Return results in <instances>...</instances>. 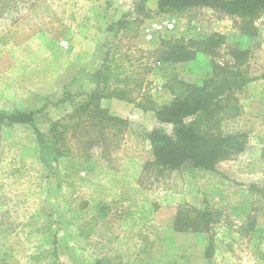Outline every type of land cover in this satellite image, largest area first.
Returning <instances> with one entry per match:
<instances>
[{
    "label": "rangeland",
    "instance_id": "rangeland-1",
    "mask_svg": "<svg viewBox=\"0 0 264 264\" xmlns=\"http://www.w3.org/2000/svg\"><path fill=\"white\" fill-rule=\"evenodd\" d=\"M9 2V11L0 7V113L34 115L30 123L0 125L7 264H264V79L250 82L241 115L223 124L239 133L243 150L214 171L157 162L144 135L155 128L172 134L174 126L138 106L170 104L176 79L193 90L223 71L261 75L264 4L241 16L193 5L160 11L158 0ZM145 8L151 12L139 28L124 33L121 21ZM55 15L66 26L62 37L50 33ZM182 39L190 59L163 61L166 42ZM106 56L139 74L135 102L100 101L131 130L111 133L105 155L56 157L50 128L81 100L75 95L95 88Z\"/></svg>",
    "mask_w": 264,
    "mask_h": 264
},
{
    "label": "trees",
    "instance_id": "trees-1",
    "mask_svg": "<svg viewBox=\"0 0 264 264\" xmlns=\"http://www.w3.org/2000/svg\"><path fill=\"white\" fill-rule=\"evenodd\" d=\"M9 1L0 0V7L4 5L1 13L9 11L11 5H14ZM263 4L264 0H158L160 11L182 10L193 5L241 16L255 15ZM150 12L145 8L139 17L121 21V29L126 34L137 30L141 20L148 17ZM52 21L57 25L53 29L49 28L51 35L64 36L66 26L63 20L55 15ZM13 31L9 30L4 37L11 36ZM28 37L30 35H23L21 41ZM10 40L8 38L6 42ZM170 44L166 42L167 50L161 58L163 61L184 62L190 59V45L184 39ZM122 64L118 62L112 65L108 63L106 56L101 69L94 76L95 88L75 95L81 100L70 113L52 124L48 143L56 148V157L89 160L96 150L105 155L110 138L131 130L128 119L113 116L100 105L102 99L116 98L130 103L136 101L135 90L142 86L139 74L126 70ZM132 77H135L134 87L129 84ZM259 78L264 79V71L256 77H252L250 71H223L220 76L206 79L202 86L193 90L185 81L176 79L168 85L174 97L170 104L157 108L152 103H139L138 106L145 111L156 112L160 121L174 126L172 134L163 128H155L145 133L144 138L148 141L155 160L172 169L191 162L200 168L214 171L221 160L242 151L243 140L239 133L225 131L223 124L241 115V95L250 82ZM72 97L73 95L68 94L62 102H67ZM33 115L32 112L22 111L0 113V125L30 123ZM111 133L112 137H109ZM40 136L44 140L41 134ZM8 254V250L0 248V261L3 264H7Z\"/></svg>",
    "mask_w": 264,
    "mask_h": 264
}]
</instances>
